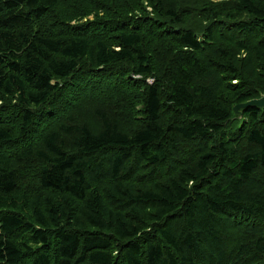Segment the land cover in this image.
Returning a JSON list of instances; mask_svg holds the SVG:
<instances>
[{
	"label": "trees",
	"instance_id": "trees-1",
	"mask_svg": "<svg viewBox=\"0 0 264 264\" xmlns=\"http://www.w3.org/2000/svg\"><path fill=\"white\" fill-rule=\"evenodd\" d=\"M263 93L264 0H0V264H264Z\"/></svg>",
	"mask_w": 264,
	"mask_h": 264
},
{
	"label": "water",
	"instance_id": "water-1",
	"mask_svg": "<svg viewBox=\"0 0 264 264\" xmlns=\"http://www.w3.org/2000/svg\"><path fill=\"white\" fill-rule=\"evenodd\" d=\"M247 107H254L258 110H264V93L257 99L250 100L248 102L238 104L233 108L234 118L241 119V110Z\"/></svg>",
	"mask_w": 264,
	"mask_h": 264
},
{
	"label": "bare ground",
	"instance_id": "bare-ground-1",
	"mask_svg": "<svg viewBox=\"0 0 264 264\" xmlns=\"http://www.w3.org/2000/svg\"><path fill=\"white\" fill-rule=\"evenodd\" d=\"M247 231V230H246Z\"/></svg>",
	"mask_w": 264,
	"mask_h": 264
}]
</instances>
